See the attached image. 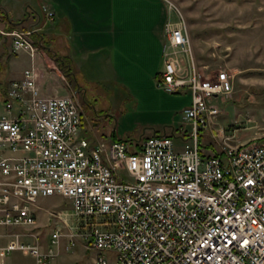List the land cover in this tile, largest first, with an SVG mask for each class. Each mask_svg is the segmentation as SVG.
Listing matches in <instances>:
<instances>
[{
  "label": "built area",
  "instance_id": "obj_1",
  "mask_svg": "<svg viewBox=\"0 0 264 264\" xmlns=\"http://www.w3.org/2000/svg\"><path fill=\"white\" fill-rule=\"evenodd\" d=\"M35 31L0 27V46L9 40L10 51L33 59ZM164 36L156 86L190 93L182 110L190 128L148 136L138 149L83 135L76 97L41 96L33 64L19 80L0 79V259L23 250L49 264L65 237L67 248L94 249L93 264H264V144L228 143L215 121L230 74L195 66L181 19L168 20ZM205 128L219 148L200 145ZM53 195L70 201L75 222L53 214L43 248L36 204Z\"/></svg>",
  "mask_w": 264,
  "mask_h": 264
},
{
  "label": "rangeland",
  "instance_id": "obj_2",
  "mask_svg": "<svg viewBox=\"0 0 264 264\" xmlns=\"http://www.w3.org/2000/svg\"><path fill=\"white\" fill-rule=\"evenodd\" d=\"M163 2L168 20L176 22L181 19L184 22L195 66L204 75L225 70L232 78L229 96L217 99L221 111L215 121L216 126L223 128L225 135L230 136L228 143L256 141L264 144V0ZM42 7L41 12L45 14ZM37 11L39 12V8ZM32 26L33 24L25 25L24 28L35 29L39 25ZM161 33L163 39L164 27ZM32 41L35 47L33 59L26 51H10L9 40H6L7 51L3 52L0 48V61L3 62L4 56L6 63L3 69L5 72L11 70L12 77H19L25 67L33 64L37 82L43 87H49V91L54 93L51 89L54 83L49 80L51 70L58 65L49 47L59 54L64 52V48L57 46L58 39L51 40L49 47L45 40L42 46H37L33 37ZM76 80L86 91L84 99L72 91L82 108V133L85 136L97 135L110 139L115 132L116 139L129 143L151 132L153 123H162L163 119L173 125L177 123L181 129L190 128L189 122L182 118L184 103L191 98L189 92L168 93L159 90L155 87V78L143 97L136 95L131 87L116 79L103 80L83 74ZM63 92L62 95L71 93L66 88ZM204 133L200 138V145L218 147L216 143L209 141L208 128L204 129ZM37 204L40 209L37 210L35 231L41 247L46 248L51 229L55 225L47 224L48 217L53 218V214L62 211L66 213L70 225L75 220L70 201L61 196L39 198ZM55 219L54 217L53 221ZM56 224L61 225L62 230H67L60 221ZM5 242V238L0 240L1 244ZM51 247L56 254L49 264H93L96 254L94 249L84 248L81 244L67 248L65 237H61L58 245ZM0 264H34V260L27 251L12 250L5 254Z\"/></svg>",
  "mask_w": 264,
  "mask_h": 264
},
{
  "label": "crops",
  "instance_id": "obj_3",
  "mask_svg": "<svg viewBox=\"0 0 264 264\" xmlns=\"http://www.w3.org/2000/svg\"><path fill=\"white\" fill-rule=\"evenodd\" d=\"M41 6L53 12L52 20L41 12ZM167 21L163 0H0V27L28 29L24 26L39 25L35 30L40 31L38 33L42 34L48 47L51 40L58 39L57 46L64 48V52L59 54L49 47L53 55H57L58 59L64 58L70 65L63 66L66 74L57 63L58 67L51 70L49 81L54 83L51 87L54 93L37 82L43 97L62 96L66 88L71 93L64 95H74L72 91L78 94V89L85 98L86 91L76 80L83 74L103 80L116 79L131 87L136 95L145 96L147 88L154 78L156 80L163 66L165 36L162 39L161 32ZM6 47L5 41L0 48L5 52ZM11 74V70L5 72L2 69L0 79L9 82L21 78L19 72V77H12ZM155 87L161 90L156 84ZM189 103L190 99H186L184 107ZM83 120L82 114V123ZM163 120L162 123L154 122L148 134L129 142L131 149H138L141 140L154 134L177 137L182 130L178 124ZM89 137L106 138L97 135ZM107 140L121 139H116L113 132ZM39 209L36 204V216ZM4 257H1L0 263Z\"/></svg>",
  "mask_w": 264,
  "mask_h": 264
},
{
  "label": "trees",
  "instance_id": "obj_4",
  "mask_svg": "<svg viewBox=\"0 0 264 264\" xmlns=\"http://www.w3.org/2000/svg\"><path fill=\"white\" fill-rule=\"evenodd\" d=\"M32 37L34 39V43L37 44V46H42L43 45V39H42V34L41 33L34 32L32 34ZM2 59H3V62L0 61V70H2L5 67V64H6L4 56H3ZM53 59H54V61L57 64H60V67L62 68V72L66 74L67 71L63 68V66H66L67 64L70 65V63L67 60H65L64 58L63 59H58L57 55H53ZM1 64H2V66H1Z\"/></svg>",
  "mask_w": 264,
  "mask_h": 264
},
{
  "label": "flooded vegetation",
  "instance_id": "obj_5",
  "mask_svg": "<svg viewBox=\"0 0 264 264\" xmlns=\"http://www.w3.org/2000/svg\"><path fill=\"white\" fill-rule=\"evenodd\" d=\"M77 92H78V94L80 95L79 97H80L81 99H84L83 95H82L81 93H79V90H78V89H77Z\"/></svg>",
  "mask_w": 264,
  "mask_h": 264
}]
</instances>
